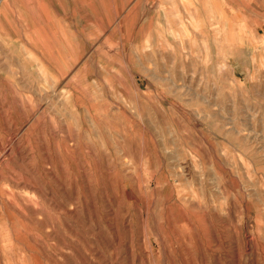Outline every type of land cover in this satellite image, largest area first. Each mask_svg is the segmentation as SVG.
<instances>
[{"label":"rangeland","instance_id":"374dc122","mask_svg":"<svg viewBox=\"0 0 264 264\" xmlns=\"http://www.w3.org/2000/svg\"><path fill=\"white\" fill-rule=\"evenodd\" d=\"M9 1L0 264H264V0Z\"/></svg>","mask_w":264,"mask_h":264},{"label":"crops","instance_id":"0c3cea01","mask_svg":"<svg viewBox=\"0 0 264 264\" xmlns=\"http://www.w3.org/2000/svg\"><path fill=\"white\" fill-rule=\"evenodd\" d=\"M4 1H5V3H3ZM39 1H40V3H43V0H39ZM141 1L142 0H81V2H80V0H78V3H80V5H82V4H89V3H94L95 4V3H98V2L102 3L103 5H105V4L108 3L109 5H105V7L111 13H114L113 18L117 19V17H118V10H117L118 7H117V5H119V4H121V5H124V4L129 5L128 6V9H126V10H128L127 11V13H128L134 4H136L138 2H141ZM147 1H148V3H150V0H147ZM1 2L4 4V9H6L7 8L6 6H8V4L11 3L9 0H7V1L6 0H2V1L0 0V5H2ZM49 3L52 4V5H54L53 8L56 10L58 8L57 6L59 4V0H50ZM76 3H77V1H76ZM106 8H105V10H106ZM101 9L102 8H100V10ZM80 10H81V12H87L89 9L87 7H81ZM83 16H85V14H83ZM109 18L111 19L110 16H109ZM92 19H99L100 20L101 17L92 18ZM107 25L108 24H106V26ZM100 27H101L100 21L97 22V23L92 24V27L91 28H93L94 31H92L90 34H99V35L102 34V31L100 30Z\"/></svg>","mask_w":264,"mask_h":264},{"label":"bare ground","instance_id":"6f19581e","mask_svg":"<svg viewBox=\"0 0 264 264\" xmlns=\"http://www.w3.org/2000/svg\"><path fill=\"white\" fill-rule=\"evenodd\" d=\"M2 1V0H1ZM4 3V2H3ZM1 4H2V2H1ZM0 9H1V5H0ZM0 21H1V19H0ZM1 120V119H0ZM1 146V145H0Z\"/></svg>","mask_w":264,"mask_h":264}]
</instances>
